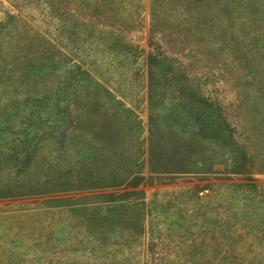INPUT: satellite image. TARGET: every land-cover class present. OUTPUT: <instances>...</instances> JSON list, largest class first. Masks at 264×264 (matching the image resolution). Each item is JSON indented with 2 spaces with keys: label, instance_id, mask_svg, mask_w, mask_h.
Segmentation results:
<instances>
[{
  "label": "rangeland",
  "instance_id": "374dc122",
  "mask_svg": "<svg viewBox=\"0 0 264 264\" xmlns=\"http://www.w3.org/2000/svg\"><path fill=\"white\" fill-rule=\"evenodd\" d=\"M165 59L225 135L203 145L190 120L159 178L150 86ZM89 80L121 105L128 178L52 191L76 174L86 138L68 106ZM181 129L161 124L169 150ZM0 264H264V0H0Z\"/></svg>",
  "mask_w": 264,
  "mask_h": 264
},
{
  "label": "trees",
  "instance_id": "16d2710c",
  "mask_svg": "<svg viewBox=\"0 0 264 264\" xmlns=\"http://www.w3.org/2000/svg\"><path fill=\"white\" fill-rule=\"evenodd\" d=\"M159 62L162 63L158 67L159 71H151V119L155 128L150 135L148 163L150 171L162 178L160 174L173 172L167 167H162L166 166L168 157L172 155L173 158L180 160V155L183 153L182 149L185 148L181 143L180 135H185L184 127L187 122L192 120L191 125L196 127L192 133L201 139L200 142L203 145H210V141L224 137L225 132L224 128H220V124L217 123L223 119L222 113L218 110L219 107L199 92L193 91V88L187 84V79L182 75V71L168 59ZM166 74L171 76L168 88H166V83L163 85L159 81L162 76L167 78L168 75ZM84 79L87 80L88 78L84 77ZM73 81H78L75 75L64 81L65 86H70ZM167 92L168 97L166 98H169V104L165 101ZM71 97L72 101L68 110L70 108V114L72 113L77 120L76 130L78 129L80 137L86 139L81 141V145H79L80 141L72 145L74 154L72 159L76 158L77 164L75 167H71L69 171L75 169L76 171H72V173L76 174H72L71 178L69 177L72 181L68 183V187H64L67 186V183H63V187L55 185V187L48 188L52 191L80 190L92 181L103 182L110 186L122 185L124 180L128 178L122 173L124 163L130 157L129 154L126 156V152L132 150V146H130V150L126 149L127 146L121 144V138L118 137L117 128L121 120L119 117L121 113L120 103L105 88L99 89L94 86L91 80L80 83ZM58 113L61 119L63 116H69L67 115V107L66 110L62 109ZM158 119L163 121H158ZM168 120L172 122V125L176 124L183 127L180 133L179 131H171L170 133L171 136H174L175 145L172 148L174 151L167 147L173 141L166 137V132L161 131V124L164 125ZM221 123L224 124L225 122ZM125 142L128 143V139H125ZM87 154L88 157H86ZM86 158L89 159L90 163L86 162ZM85 164H90V168H98L99 171L95 169L89 176L84 175ZM136 165H139V160H136ZM130 174H132L130 181L134 183H139L144 178L142 168L137 167Z\"/></svg>",
  "mask_w": 264,
  "mask_h": 264
}]
</instances>
